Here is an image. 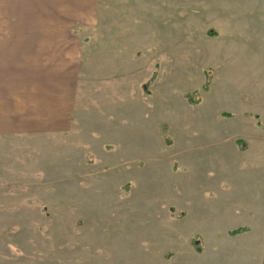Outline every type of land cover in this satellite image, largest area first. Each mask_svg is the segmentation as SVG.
Returning <instances> with one entry per match:
<instances>
[{
    "label": "rangeland",
    "instance_id": "rangeland-1",
    "mask_svg": "<svg viewBox=\"0 0 264 264\" xmlns=\"http://www.w3.org/2000/svg\"><path fill=\"white\" fill-rule=\"evenodd\" d=\"M0 55V264L260 259L264 0H0Z\"/></svg>",
    "mask_w": 264,
    "mask_h": 264
},
{
    "label": "crops",
    "instance_id": "crops-1",
    "mask_svg": "<svg viewBox=\"0 0 264 264\" xmlns=\"http://www.w3.org/2000/svg\"><path fill=\"white\" fill-rule=\"evenodd\" d=\"M16 35H8L7 38H4L3 40H1V42L3 41V44L5 46H7V49L5 51L11 52V60L10 62L15 65V66H19L18 64V57L22 56L24 53H29L31 56L29 57L30 59H26L25 60V67H31V71L36 74L35 78L39 79V81H37V83L39 82H43L44 79L46 78V74L48 72V70H43V66H50V60L49 58L43 57V54H49L48 52L50 50H52L55 46H57V44H55V42H58L59 39H47V38H29V37H35V36H29L27 40L25 41H29L28 45L29 48H22V46L20 44L15 43L16 41H19L18 38H16ZM45 37V36H43ZM50 41V42H49ZM44 42H48L49 44L47 46H45ZM27 45V46H28ZM30 60V62H29ZM1 61H4L1 58L0 55V63ZM57 62H53L54 65H60V63L58 62V60H56ZM16 63V64H15ZM0 69H3L2 65H0ZM29 69L26 68V72ZM54 71V70H53ZM52 71V72H53ZM62 71L57 70V75L59 77V79L57 80L58 84H60L59 87H57L58 91L60 94L62 93L61 98L65 101H71L72 100V95H73V88L74 86H72L71 82H68L67 84L64 81V75H62V73H64V71L61 73ZM56 73V72H54ZM65 74V73H64ZM69 84V85H68ZM11 89V87H10ZM51 96H48V98H50ZM63 103V112L66 108L67 102ZM33 111H37L35 109H33ZM40 110H38L39 112ZM53 111H55L56 113L57 110L54 109ZM18 112V111H17ZM45 112H47L49 115L47 116H43V119L45 121L44 126L50 130V131H55L58 129V122L61 121V124H66V118H61L58 119V115L53 114L54 112H51V110H49V106L48 108L45 110ZM252 233V228L249 231L248 234L251 235ZM263 243L261 244V246H259V249L261 250V256L260 259H257V253L254 251L255 249L258 248V244H255V241L253 239H251L250 241H247L246 243L242 244V246H240L243 249H247L250 251H247V255L250 256L251 258V262H253L252 264H264V236L262 238Z\"/></svg>",
    "mask_w": 264,
    "mask_h": 264
},
{
    "label": "trees",
    "instance_id": "trees-1",
    "mask_svg": "<svg viewBox=\"0 0 264 264\" xmlns=\"http://www.w3.org/2000/svg\"><path fill=\"white\" fill-rule=\"evenodd\" d=\"M208 82V81H207ZM249 229L248 228H245V227H240L236 230H233V231H230L229 233L233 236L237 235V234H240V233H243V232H246L248 231Z\"/></svg>",
    "mask_w": 264,
    "mask_h": 264
}]
</instances>
